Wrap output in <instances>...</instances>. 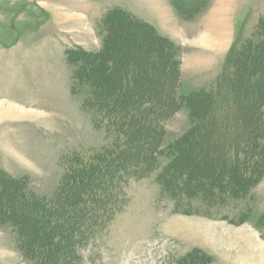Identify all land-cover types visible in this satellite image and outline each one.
Returning a JSON list of instances; mask_svg holds the SVG:
<instances>
[{"label": "rangeland", "instance_id": "374dc122", "mask_svg": "<svg viewBox=\"0 0 264 264\" xmlns=\"http://www.w3.org/2000/svg\"><path fill=\"white\" fill-rule=\"evenodd\" d=\"M152 29L177 45L181 94L200 96L217 89L229 58L241 53L248 59L249 45L264 29V0H0V264H46L21 243L26 233L36 242L50 239L56 264H264V166L243 196L211 205L197 190L205 185H164L161 177L175 159L173 147L184 146L175 162L191 168L192 177L219 176L228 148L248 161L264 155V118L255 115L251 82L237 90L245 108L234 109L230 120L215 112L199 119L206 106L194 96L166 122L156 150L131 147L137 162L152 155L153 169L127 178L130 167L109 198L91 197L96 213L88 216L101 221L95 234L81 227L94 233L96 225L73 218L81 185H70V173L115 143L109 117L91 97L89 74L96 70L86 63L93 53L108 51L110 60L97 58L108 80L98 86H116L112 104L123 98V73L138 77L140 85L128 84L136 91L168 87L170 56L153 41ZM111 60L122 67L120 78L107 65ZM160 67L168 71L156 78ZM143 68L148 71L141 76ZM193 126L201 140L184 139ZM43 201H55L57 215L40 216ZM58 217L71 219L50 231V220ZM75 237L72 248L68 242ZM247 247L253 250L244 259L240 251Z\"/></svg>", "mask_w": 264, "mask_h": 264}, {"label": "trees", "instance_id": "16d2710c", "mask_svg": "<svg viewBox=\"0 0 264 264\" xmlns=\"http://www.w3.org/2000/svg\"><path fill=\"white\" fill-rule=\"evenodd\" d=\"M152 30V34L154 35H152L153 41L158 43L159 48L162 47L161 52L163 55L169 54L170 56L171 62L169 66H172V69L171 71L167 72L170 77L168 87L162 85L153 88L149 92H142L141 90L136 91V89L133 87L129 88L128 84L133 83L140 85L138 77H128L123 73V76L121 77V82L123 84L121 86H123L124 89H122L120 92L123 98H121L120 101H117L119 103L112 104L108 99L115 94L116 86L113 85L110 87L108 85V89H104L103 87L100 89L98 86V82L106 84L108 80H105L103 75L100 74V71L103 72L106 70L107 66H105V64L102 62H99V64L97 58L101 56L103 59L106 58L107 60H110V57H106L108 51H101L95 54L93 53L94 58L91 57V60L86 63V66L89 70H96V72L93 71V75L92 73L89 74V76H92L90 85L93 87V89L90 90L91 97L97 106L104 108L106 116L109 117V122L107 121L111 127L109 133H112L115 137V143L111 147L99 153L97 158L92 160L90 163H86L83 166L81 165L80 167H77L78 170L73 171L74 169H71V172L73 171V173H70V176L73 174L70 185H81L79 195L76 197V200L74 196L70 198L71 201H76H74V207L77 208V213H75L77 218H75V216H73V218L74 220L80 218V222L84 221L83 223L89 227L91 225H96L94 233L92 228L87 230L84 228V226L81 227L83 231L91 234H95L96 231L99 230L101 222L99 221L98 223H95L96 219H94V216H88L90 212L92 215L96 213L94 212L96 207L93 209L92 206L90 207V205H88V203H91V197L93 201H96L95 198H97L99 194H103L105 198H109V194L106 193L113 191V185H117L121 182L119 179L120 177L122 178L123 175L125 176V174H127L126 170L130 171L132 168V171L130 175L127 176V178L130 176H135L138 178L148 174V171L150 172L154 166H152V164H154L153 159L150 158L152 155H150L149 158L145 160L143 159L142 161L137 162L139 159V154L134 149L131 150L130 148H138L139 150L143 146H149L150 149L156 150L159 146L162 135L165 134L166 122L170 120L173 115L184 106V103L188 104V100L191 101L193 97L196 96L193 94L186 97L180 92L181 64L178 62L179 57L177 54L176 43L165 36H160L154 29ZM260 32L261 38L258 42H251L250 45L247 44V46L249 45L247 50L249 54L248 59L243 61L244 57L241 55V53L240 55L234 56L233 59L229 58L227 67L217 83V89L211 92H200L201 97L196 96L198 100H200L201 103L204 102L206 106V111L202 110V113L198 111L200 115L199 119L202 117L207 118L210 113L215 112V116L221 119L227 118L230 120L233 117L232 111L234 109L245 108V103L242 100H239L237 95H235L240 85L244 82H251V85L254 86L255 91H257L256 100L254 99V102L257 105L255 108V115L258 112L259 114H262L264 118V29H260ZM112 38L110 37L106 40V47H109V43ZM118 50L119 48H117V51ZM162 53H160V55H162ZM239 56L241 57L239 58ZM114 64L115 63L113 60H111L107 65L110 70L114 67L116 70H113L114 75L116 74V77L119 76L120 78L119 73L122 72V67L120 68L118 66L117 70V66ZM142 70L141 76L146 75L148 70L146 68H143ZM166 71L168 70L165 67H160L154 70L153 75L156 76V78H161L162 74L166 73ZM119 88L121 87L119 86ZM108 95L109 97H107ZM154 98L156 99L154 100ZM144 127H149V129H144ZM196 127H199V124H196ZM196 127L193 126L190 131L185 134L184 139L187 137L188 139H194L197 137L201 140L203 134H201V132H193L196 130ZM153 135L157 136L154 140L151 139ZM260 136L262 135L260 134ZM193 141L196 142L197 140ZM225 147H227V143ZM237 147H243V145H237ZM172 149L175 159L170 161V163L163 168L161 177L163 178L166 176L165 179L167 180H164L163 184L191 185V182H193L195 185H205L200 186L199 189L197 188V190L204 193L205 197L209 199L210 205L215 201H217L216 203H220L222 201L225 203L227 196H233L237 198L243 196L245 192H248L250 186L255 184L258 178L261 176V167L264 166L263 154H260L263 155L260 159L257 158L254 161L250 159V161H248L245 157L242 158L232 154L228 148L227 151H225L228 154L226 165L222 166L220 170L219 168L217 170L219 176L216 175L215 177L209 173L208 177L202 176V174L192 177L190 175L191 168H181L183 163H180L179 165L175 162L178 158H180L178 156L182 155L184 146L181 150H177V148L174 147ZM236 149L241 151L238 148ZM126 157H129L130 159H127ZM126 167H128V169H126ZM203 174L205 175V173ZM169 189L170 188L167 187V192L171 191ZM184 189H187V187ZM171 194H177V192H171ZM39 203L40 202H34L33 207L37 208ZM42 203H44L45 208L43 205H39L43 209L42 213L38 211L40 216L42 214L44 216H49L50 214L51 216L57 215L55 201H43ZM99 207H101L100 204ZM105 208H107V211L110 210V207ZM87 211H89V213H87ZM33 215L34 217L35 215L38 217V214H34V212ZM58 218L61 221L53 220L54 222L52 223L50 220V231L53 229L54 231H57L59 228H64V226L69 224L68 220L71 219L69 217H66V219H63V217ZM80 222L78 221L75 227L80 226ZM71 235H73V231H71ZM20 240L24 245H29L30 247L32 246L31 251L33 252V255L37 253L39 260H42L44 257L43 259L45 260L44 262H46V264H56L51 260L53 259L51 255L56 252V246L51 247L49 245L50 239H42L41 241L36 242L34 237H31L29 233H26L24 234V238H20ZM84 240L85 239L80 237L77 239V242L82 243ZM74 242H76V237L68 242L71 244L72 248H76ZM63 245H65V241L63 242Z\"/></svg>", "mask_w": 264, "mask_h": 264}, {"label": "crops", "instance_id": "0c3cea01", "mask_svg": "<svg viewBox=\"0 0 264 264\" xmlns=\"http://www.w3.org/2000/svg\"><path fill=\"white\" fill-rule=\"evenodd\" d=\"M222 224V223H221ZM240 244V243H239ZM240 245H242V244H240ZM256 248H259V245L257 244V247ZM251 250H253V249H249V247H247V249H245V250H242V251H240V252H242L243 254L241 255L244 259H245V257L247 256V255H245L247 252H250ZM258 250V249H257ZM241 257V259L242 260H244L243 258ZM254 258V257H253ZM250 260H252V258H250ZM246 261V260H245Z\"/></svg>", "mask_w": 264, "mask_h": 264}]
</instances>
